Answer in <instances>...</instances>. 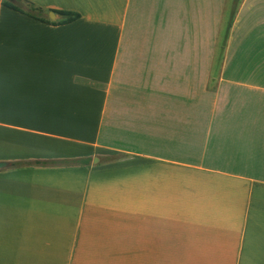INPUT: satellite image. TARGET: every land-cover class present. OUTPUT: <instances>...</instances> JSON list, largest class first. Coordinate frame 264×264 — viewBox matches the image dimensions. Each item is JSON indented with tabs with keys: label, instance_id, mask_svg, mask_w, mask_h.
<instances>
[{
	"label": "crops",
	"instance_id": "obj_1",
	"mask_svg": "<svg viewBox=\"0 0 264 264\" xmlns=\"http://www.w3.org/2000/svg\"><path fill=\"white\" fill-rule=\"evenodd\" d=\"M21 1L0 264H264V0Z\"/></svg>",
	"mask_w": 264,
	"mask_h": 264
},
{
	"label": "trees",
	"instance_id": "obj_2",
	"mask_svg": "<svg viewBox=\"0 0 264 264\" xmlns=\"http://www.w3.org/2000/svg\"><path fill=\"white\" fill-rule=\"evenodd\" d=\"M1 5L4 7H7L11 10H14L16 12H19L23 15H26L30 18H34L36 20H39L41 22H47L51 25H61V24H67L70 22H73L79 18V15L73 12H66V11H51L54 15L58 16L59 19L56 21H50L48 19L43 18L44 12L38 8H36L34 5L28 3V2H23L21 0H15L14 3L7 2L5 0H1ZM88 161V160H87ZM84 159L80 160H66L62 161L60 163H63L65 165H75L78 163H83L85 164L87 162ZM14 165V164H13Z\"/></svg>",
	"mask_w": 264,
	"mask_h": 264
},
{
	"label": "water",
	"instance_id": "obj_3",
	"mask_svg": "<svg viewBox=\"0 0 264 264\" xmlns=\"http://www.w3.org/2000/svg\"><path fill=\"white\" fill-rule=\"evenodd\" d=\"M7 2H10V3H14L15 0H5ZM49 17L52 18L53 17V14H49ZM8 166L7 163H3V162H0V169H3V168H6Z\"/></svg>",
	"mask_w": 264,
	"mask_h": 264
}]
</instances>
